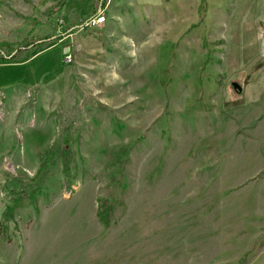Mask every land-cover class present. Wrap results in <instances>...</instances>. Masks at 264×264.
<instances>
[{
	"label": "rangeland",
	"instance_id": "374dc122",
	"mask_svg": "<svg viewBox=\"0 0 264 264\" xmlns=\"http://www.w3.org/2000/svg\"><path fill=\"white\" fill-rule=\"evenodd\" d=\"M3 42L0 264H264V0H0Z\"/></svg>",
	"mask_w": 264,
	"mask_h": 264
},
{
	"label": "trees",
	"instance_id": "16d2710c",
	"mask_svg": "<svg viewBox=\"0 0 264 264\" xmlns=\"http://www.w3.org/2000/svg\"><path fill=\"white\" fill-rule=\"evenodd\" d=\"M41 42H46V40H41ZM0 64H14L13 62L15 58V54L17 53V48H13L15 46L14 44L11 43H0ZM98 212V217L102 215L103 210L97 211ZM104 216V215H103ZM102 223L104 227L108 226V220L106 221L103 217H101Z\"/></svg>",
	"mask_w": 264,
	"mask_h": 264
},
{
	"label": "built area",
	"instance_id": "2783aa9c",
	"mask_svg": "<svg viewBox=\"0 0 264 264\" xmlns=\"http://www.w3.org/2000/svg\"><path fill=\"white\" fill-rule=\"evenodd\" d=\"M103 14L101 13H98L95 15V17L93 18L92 20V23L91 24H95V25H99L101 24V21H103ZM63 54H64V60L66 62H69L71 61V54H70V46H66L64 49H63Z\"/></svg>",
	"mask_w": 264,
	"mask_h": 264
},
{
	"label": "crops",
	"instance_id": "0c3cea01",
	"mask_svg": "<svg viewBox=\"0 0 264 264\" xmlns=\"http://www.w3.org/2000/svg\"><path fill=\"white\" fill-rule=\"evenodd\" d=\"M102 11H103V9H102ZM104 13V12H103ZM105 15V14H104ZM105 18H106V20L103 22V24L101 23V25H99V26H97V27H95V31L97 30V31H101V30H103V29H106L107 31L109 30V31H111V29H112V26H108V28H107V21L108 20H110L111 21V18L113 17V16H110V17H108V16H104ZM97 28V29H96ZM94 31V32H95ZM88 38H90L91 39V37L90 36H88ZM93 39H96L98 42L100 41L98 38H94V37H92ZM75 43H77L78 44V40H76V42ZM87 43H88V41H87ZM88 45V44H87Z\"/></svg>",
	"mask_w": 264,
	"mask_h": 264
},
{
	"label": "water",
	"instance_id": "95a60500",
	"mask_svg": "<svg viewBox=\"0 0 264 264\" xmlns=\"http://www.w3.org/2000/svg\"><path fill=\"white\" fill-rule=\"evenodd\" d=\"M231 86L234 89V91L241 92V86L237 82H232Z\"/></svg>",
	"mask_w": 264,
	"mask_h": 264
},
{
	"label": "bare ground",
	"instance_id": "6f19581e",
	"mask_svg": "<svg viewBox=\"0 0 264 264\" xmlns=\"http://www.w3.org/2000/svg\"><path fill=\"white\" fill-rule=\"evenodd\" d=\"M105 21V17L103 16V21H101V23H103Z\"/></svg>",
	"mask_w": 264,
	"mask_h": 264
}]
</instances>
